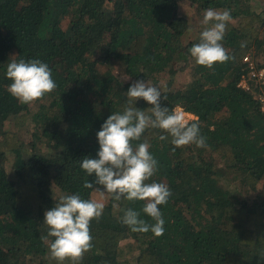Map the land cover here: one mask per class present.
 <instances>
[{"label": "trees", "instance_id": "1", "mask_svg": "<svg viewBox=\"0 0 264 264\" xmlns=\"http://www.w3.org/2000/svg\"><path fill=\"white\" fill-rule=\"evenodd\" d=\"M186 3L196 9L193 22ZM209 8L230 11L222 44L234 57L212 68L189 52ZM263 54L264 0H0V264H59L49 251L54 238L43 239L44 213L62 195L94 200L103 191L84 187L95 175L79 163L98 158L97 132L112 113L130 104L150 113L142 98L127 96L139 79L161 89L170 111L193 113L188 123L199 121L206 146L175 147L151 127L133 141H146L158 161L146 183L171 191L159 206L164 232H133L121 222L128 208L155 223L142 211L146 201L103 191L93 247L80 264H264ZM21 58L47 63L55 90L28 104L13 97L6 69Z\"/></svg>", "mask_w": 264, "mask_h": 264}, {"label": "clouds", "instance_id": "2", "mask_svg": "<svg viewBox=\"0 0 264 264\" xmlns=\"http://www.w3.org/2000/svg\"><path fill=\"white\" fill-rule=\"evenodd\" d=\"M231 19L229 10H205L202 21L205 27L200 32L199 42L189 49L198 65L212 68L217 62L234 59L222 44L227 22ZM6 76L12 81L8 86L9 93L22 104L37 101L57 87L51 68L40 59L12 60L7 65ZM127 79L130 77L124 80ZM127 96L133 101L142 98L152 106L150 113L131 104L122 113H112L97 132L98 158L86 156L79 166L88 176L95 175L94 181H85V188L101 186L117 201L122 197L129 201H146L142 211L155 223L149 224L131 208L124 211L121 222L133 232L151 231L160 236L164 232L165 221L159 206L167 204L171 191L162 182L146 183L156 173L158 161L149 151L150 145L146 141L135 145L132 142L139 141L149 127L169 133L175 147L190 144L205 147L206 137L200 132L199 121L188 123L183 111H170L162 105V92L158 86L139 79L131 83ZM104 208L102 202L69 194L62 195L53 208L46 210L44 223L48 226V233L43 239L54 238L49 245L51 258L59 264L65 260L80 264L84 254L93 247L90 224L93 219L99 221Z\"/></svg>", "mask_w": 264, "mask_h": 264}, {"label": "rangeland", "instance_id": "3", "mask_svg": "<svg viewBox=\"0 0 264 264\" xmlns=\"http://www.w3.org/2000/svg\"><path fill=\"white\" fill-rule=\"evenodd\" d=\"M183 8H184V12L187 13V15L190 17L191 22L195 21V17L194 16H190L191 14H193L196 11L195 7L192 6L190 3L189 4L186 3V4H184ZM258 58H259V60H261L260 61L261 63L262 62L264 63V54L261 57H258ZM112 67L114 68V70L118 74L122 75L124 78H127L128 77L124 72H122V69H121L120 64L114 63L112 65ZM181 75H183V76H181ZM181 75H180V80L183 79V78L184 79H187L189 77L188 74H181ZM175 107H174V109H175ZM183 113H184L185 118H186L187 121H189L192 118H195L196 117L191 112H188L187 113V111H183ZM28 124H29V127L26 126L23 129H21V133H22V135H23V137H24L25 140H29L30 139V136H31L30 134H31V130H32V126H31L32 123L29 122ZM7 125L10 126V127H12L13 126V123L9 122V123H7ZM257 188H260V187H257ZM94 196H95L94 200H96L98 202H102V203H104L107 200V198H108L107 195L104 194L103 191H97V192H95Z\"/></svg>", "mask_w": 264, "mask_h": 264}, {"label": "built area", "instance_id": "4", "mask_svg": "<svg viewBox=\"0 0 264 264\" xmlns=\"http://www.w3.org/2000/svg\"><path fill=\"white\" fill-rule=\"evenodd\" d=\"M245 60H249V58L246 56L245 57ZM259 76H261V77H264V69H262V71H260V73H259ZM260 100H261V102H262V110L264 111V94H261L260 95ZM175 109H179V110H181V111H186L183 107H181V106H176L175 107ZM187 113H188V111H187Z\"/></svg>", "mask_w": 264, "mask_h": 264}]
</instances>
